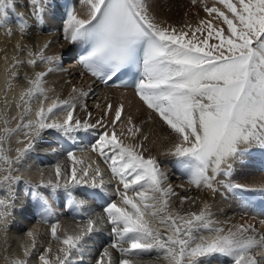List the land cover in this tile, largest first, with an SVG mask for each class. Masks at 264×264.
<instances>
[{
  "label": "snow or ice",
  "instance_id": "6c2138e0",
  "mask_svg": "<svg viewBox=\"0 0 264 264\" xmlns=\"http://www.w3.org/2000/svg\"><path fill=\"white\" fill-rule=\"evenodd\" d=\"M78 3L82 11H67L62 27V39L78 50V65L107 87H132L149 114L137 123L122 103L96 104L100 116L92 122L90 91L73 85L69 99L50 97L47 77L62 69V58L46 54L51 41L23 38L45 26L60 3L0 0V29L22 38L3 56L0 235L7 243L9 209L21 183L42 205L40 222L50 230L46 246L32 229L19 252L9 256L10 245L4 247L5 264H264V219L231 223L216 214L218 198L238 199L243 207L252 206L247 193L264 200V187L234 180L246 156L264 152V0H191L206 17L179 29L158 20L159 0ZM40 64L47 71H37ZM78 102L87 118L76 114ZM152 122L167 133L160 155L175 158L185 183L211 199L179 195L169 183L150 147L157 144L146 131ZM97 128L104 131L91 145L96 159L64 149L67 162L53 165L47 179L42 170L39 183L21 173L30 154H61L45 140L49 130L66 142ZM12 139L21 145L15 155ZM42 142L49 147L41 149ZM58 197L74 213L63 227L53 222L51 201Z\"/></svg>",
  "mask_w": 264,
  "mask_h": 264
},
{
  "label": "bare ground",
  "instance_id": "6f19581e",
  "mask_svg": "<svg viewBox=\"0 0 264 264\" xmlns=\"http://www.w3.org/2000/svg\"><path fill=\"white\" fill-rule=\"evenodd\" d=\"M182 2V0H159V6L156 10L158 20L164 21L167 24L175 26L179 29L185 24H191L194 26L198 23L200 18L206 17V14L203 13V11H201L197 7L192 6L191 0H186V2L192 6L190 9L183 4L184 2ZM209 3H211V0H209ZM73 4L74 8H76L78 12L82 11L81 5L78 3V0H73ZM19 10L25 11V9L22 8ZM198 12L199 15H197ZM61 13H64L62 6L60 8V11L57 12L45 26H43L39 31H33L30 36L24 37L23 42L40 45H43V43H45L46 41L52 42L51 47L46 52V54L60 56L62 58V69L49 74V78L53 83H56V80H58L59 78H63V80L65 81L64 86L62 88H58L57 94L59 95L57 97H59V99L61 100H66L69 99L70 95H73L70 88L73 85H76L79 74L83 72L79 70V67L76 63L72 65V58L74 57L75 49L68 41L62 39V27L67 17L66 15H64L62 18ZM13 19L15 18L13 17ZM9 27H13V25L10 24ZM49 29L51 30V33L54 34H48ZM21 39L22 38L19 34L9 37L5 34L3 29H0V89L3 88L5 82L4 70L6 65L3 61V56L6 52L10 57L13 54V46ZM48 67L49 65H46V69ZM82 75L83 80L80 82V85L83 84V88H85V91H90V95L86 98V101L88 102L94 100L95 102L92 103L94 106L98 103L102 106L106 103H122L126 109L127 114L130 112L133 114H139L142 109L145 108H143L142 104L136 100L138 98L135 96L132 89H122L118 87H107L99 85L96 81L93 80L92 77L90 78L84 73ZM19 83L23 82L19 81ZM15 91L18 92L19 88H16ZM54 92L55 91L49 92V96L52 98H56ZM125 93L127 94L126 96ZM9 95L11 96V93ZM0 99H2V95H0ZM90 104L88 105V108L91 106ZM96 110L98 111L95 112V116L98 117L100 114V109L96 108ZM79 112L84 113L82 111ZM95 116L94 118H96ZM146 131H148L151 140L157 142L155 146L150 145V147H152V154L157 156V158L160 160L161 166L164 167L163 169L168 173L169 183L173 185L177 193L179 195L187 194L191 196H200L201 198L211 199L210 195L205 196L203 192H199V194L195 193L193 190L195 188L185 183L187 179L186 177V179L181 180L182 172H180V170L178 171V169L174 166H171L170 168H167L165 166L166 161L169 162L172 157H165L160 155V152L162 150L161 144L163 145V147H167V142L162 141V137L164 135H167V133L161 129L160 125L156 123V127L154 129L147 128ZM80 135H84V133L78 134L75 141L67 140L65 142V138L60 137L59 134L54 132V130H49L45 135V140L53 142L52 146L61 148V154L53 155L51 153H45L43 150L38 151L34 154H30V158L27 159L24 168L21 169V173L25 176L26 179H31L35 183H39L41 179L39 171L42 170L45 173L44 178L47 179L51 173L53 165H55L58 161L67 162L66 152L63 151L64 149L77 152L78 154L80 153V150H84L93 159H96L95 153H91L90 149L91 145L95 143V140L100 134L93 131L87 133L81 138H78ZM10 146L13 149L12 155H15L14 149L21 145H17L15 139H12V141L10 142ZM48 147V143L42 142L41 149H46ZM234 180L235 182L247 185L249 188L264 187V160L250 155L246 156L245 163L243 165H237V174L234 176ZM181 185H183V187H181ZM184 188L188 189L187 193L184 192ZM41 190L45 191V195L48 194L47 190ZM56 199L54 201V206L55 204L58 205L57 203H60L61 201V199ZM37 203L38 202L34 200L30 195L25 194V186L23 185V183L19 184L16 187L14 207L9 209L12 215L9 217L10 232L7 235V243H5V237L3 235H0V264H5L3 258L5 255L3 251L4 247L10 245L9 251L7 253V255L9 256L19 252V243L23 239H26V236L22 235L20 232V229L23 230L21 228V225L24 227L26 225L29 230L37 229L40 233L38 240L43 241L45 246L49 242L50 230L49 227L46 226L49 224H41V215L45 214L43 213L42 206L40 204L38 205ZM172 203L173 207H177L178 197H172ZM197 204H199V201L197 202ZM93 206L95 207V205ZM187 207V204L184 205L185 209ZM96 211H101V209L96 208ZM241 211H243L245 214H251L252 211L253 215L255 214L257 216H261L260 212L262 210H257L253 205L251 207H243L238 199L231 198L229 199V202L228 200L219 198L216 200V214L220 220H228L231 223H237L239 218L235 215V213ZM57 215L58 217L55 216V218H53V222L58 220L61 223L62 227L73 222L72 217L74 213L70 214L67 208H63V212L57 213ZM38 221L40 223H38ZM52 244L53 247H55L54 241H52Z\"/></svg>",
  "mask_w": 264,
  "mask_h": 264
},
{
  "label": "rangeland",
  "instance_id": "374dc122",
  "mask_svg": "<svg viewBox=\"0 0 264 264\" xmlns=\"http://www.w3.org/2000/svg\"><path fill=\"white\" fill-rule=\"evenodd\" d=\"M179 1V0H178ZM183 2V4L185 5V6H187V8H191L192 6L191 5H189L187 2H186V0H182ZM48 34H54V33H51V30L49 29L48 30ZM74 60V59H73ZM75 62H72V65L74 64ZM46 65L47 64H40L39 65V67L37 68V71H47V69H46ZM83 73H81V74H79V76H78V79H77V83H76V87L78 88V89H83V90H85V88H83V84H81L80 85V82L83 80V75H82ZM47 85H46V87L47 88H49V89H54V95L57 97L59 94H57V92H58V88H62L63 86H64V80H63V78L61 77V79L59 78L58 80H56L57 82L56 83H53L52 81H51V79L49 78V76L47 77ZM55 81V80H54ZM72 88V87H71ZM70 88V89H71ZM72 93V92H71ZM73 95H75V93H72ZM127 94L125 93V96H126ZM121 100V99H120ZM139 103H141L138 99H136ZM87 102V101H86ZM95 101L94 100H91V101H88L87 102V105H89L90 103V107H89V110H91L92 111V113H93V120H92V122H95V118H94V116H95V112H97L98 110H96V105L94 106L92 103H94ZM99 104V103H98ZM102 104V103H101ZM113 104V103H112ZM142 104V103H141ZM93 105V106H92ZM114 105H116V104H114ZM102 106V105H101ZM142 107L144 108L145 106H143L142 105ZM125 108V107H124ZM145 109V110H144ZM144 109H142V111L139 113V114H133V113H128V114H131L132 116H133V118H134V120L137 122V123H142V121H144L146 118H147V116H148V110L146 109V107L144 108ZM80 111V103L78 102V104H77V115H79L81 118H87L86 117V114H84V113H81V112H79ZM79 112V113H78ZM127 113H126V109H125V112H124V115L125 116H127L128 115ZM99 116H100V114H99ZM135 116V117H134ZM95 117H97V116H95ZM136 118V119H135ZM139 121H141V122H139ZM105 122L107 123V120H105ZM125 125H126V121H125ZM124 125H121V127H123ZM156 127V122H152L151 123V125H149V127H148V129L150 128V129H154ZM119 130V129H118ZM97 131V132H96ZM104 131V129H102V128H97L96 130H95V133H98V134H101L102 132ZM84 135H86L85 133H84ZM84 135H80L78 138H81L82 136H84ZM69 151V150H68ZM173 159V160H172ZM174 159L175 158H171L170 160H169V162L168 161H166V167L168 168H170L171 166L173 167H175V165H174ZM162 168H164V167H162ZM176 168V167H175ZM178 169V168H177ZM178 171H179V169H178ZM180 172H181V170H180ZM186 176L184 175V174H182V177H181V180H184V179H186L185 178ZM180 182V181H179ZM22 189V188H21ZM23 190V189H22ZM194 190V192L195 193H197V194H199V192L196 190V189H193ZM62 197H58L56 200H60ZM229 199H231V198H229ZM229 199H228V202H229ZM54 201L55 200H53V202L51 201V203H52V205H53V209L55 210V212L56 213H61V212H63V208L61 209V207H59V205H60V203H57L58 205H56L55 204V206H54ZM232 202V201H231ZM38 205H39V203H37ZM42 206V205H41ZM58 211V212H57ZM242 213V214H241ZM45 215H46V213H44ZM235 215L236 216H238V218H239V220H238V222L237 223H242V222H248V223H257V224H259V221L261 220V219H264V217L262 218V216H257V215H253V212L251 211V214H248V213H244L243 211H241V212H236L235 213ZM57 217H58V215H56ZM55 218V217H54ZM243 218V219H242ZM34 221H35V219H34ZM38 223H40L39 221H38ZM36 224V223H35ZM41 224H42V222H41ZM46 226H48L49 227V225H46ZM21 228L23 229V230H21L20 229V232H21V234L22 235H24L25 236V234H26V232L29 230V228L28 227H26V225H25V227L24 226H22L21 225ZM25 228V229H24Z\"/></svg>",
  "mask_w": 264,
  "mask_h": 264
}]
</instances>
